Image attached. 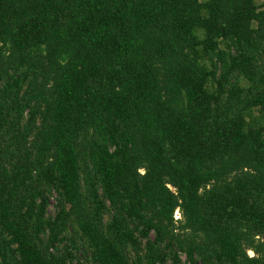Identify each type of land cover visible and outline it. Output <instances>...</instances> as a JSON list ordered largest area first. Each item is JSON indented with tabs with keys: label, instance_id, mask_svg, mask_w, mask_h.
I'll return each instance as SVG.
<instances>
[{
	"label": "trees",
	"instance_id": "trees-1",
	"mask_svg": "<svg viewBox=\"0 0 264 264\" xmlns=\"http://www.w3.org/2000/svg\"><path fill=\"white\" fill-rule=\"evenodd\" d=\"M0 264H264V0H0Z\"/></svg>",
	"mask_w": 264,
	"mask_h": 264
},
{
	"label": "rangeland",
	"instance_id": "rangeland-1",
	"mask_svg": "<svg viewBox=\"0 0 264 264\" xmlns=\"http://www.w3.org/2000/svg\"><path fill=\"white\" fill-rule=\"evenodd\" d=\"M175 215L177 216L178 214H177V213H175Z\"/></svg>",
	"mask_w": 264,
	"mask_h": 264
},
{
	"label": "built area",
	"instance_id": "built-area-1",
	"mask_svg": "<svg viewBox=\"0 0 264 264\" xmlns=\"http://www.w3.org/2000/svg\"><path fill=\"white\" fill-rule=\"evenodd\" d=\"M178 214V213H177ZM178 217V215L176 216V218Z\"/></svg>",
	"mask_w": 264,
	"mask_h": 264
}]
</instances>
